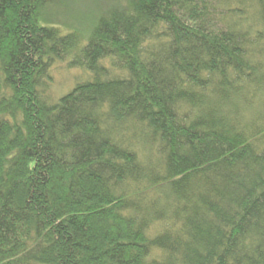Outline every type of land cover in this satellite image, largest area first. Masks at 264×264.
Here are the masks:
<instances>
[{"label":"trees","instance_id":"1","mask_svg":"<svg viewBox=\"0 0 264 264\" xmlns=\"http://www.w3.org/2000/svg\"><path fill=\"white\" fill-rule=\"evenodd\" d=\"M64 3L0 0V264H264V0Z\"/></svg>","mask_w":264,"mask_h":264},{"label":"rangeland","instance_id":"2","mask_svg":"<svg viewBox=\"0 0 264 264\" xmlns=\"http://www.w3.org/2000/svg\"><path fill=\"white\" fill-rule=\"evenodd\" d=\"M62 6L56 7L59 12V21H56L65 32L71 31L73 27H82L84 30L90 27L91 21H80L85 18L87 12L94 10L99 0H64ZM51 97L53 101L58 100L63 94L71 91L78 83L90 79V71L80 67H68L66 61H58L52 70Z\"/></svg>","mask_w":264,"mask_h":264}]
</instances>
